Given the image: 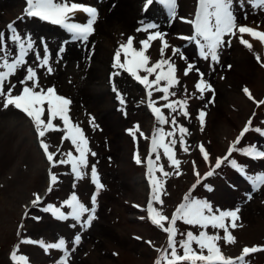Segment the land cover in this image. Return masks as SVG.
Returning <instances> with one entry per match:
<instances>
[{"label":"rangeland","instance_id":"obj_1","mask_svg":"<svg viewBox=\"0 0 264 264\" xmlns=\"http://www.w3.org/2000/svg\"><path fill=\"white\" fill-rule=\"evenodd\" d=\"M131 1L143 16L157 11L172 22H177L178 18L181 22L182 0H176L177 15L174 20L170 19L167 9L159 4H153L145 13L143 11L145 0ZM73 2L89 6L95 5L86 3V0H73ZM192 5L191 2V7ZM25 7L26 0H0V31L5 32L7 40V25L15 22L21 35L32 34L37 46L41 48V55H43V48L40 41L47 42L51 53L50 62L54 71L49 75L46 71L38 69L40 83L45 87L55 85L58 94L72 100L70 115L84 130L89 139L91 151L96 153L95 157L89 153L87 175L83 179L75 178L70 165H58L53 168L52 171L58 175L59 179L53 185V190L44 197L42 206L52 203L59 207L62 201L68 198L72 191H75L81 202L91 207V196L95 192V185L91 182L90 176L93 164L96 165L99 178L105 187L97 196L96 216L98 218L88 228L81 229L79 225L73 228L71 225L75 222L71 219L58 221L50 213H43L38 208H32L28 218H24V213L28 210L25 206L35 198L33 194L41 195L50 164L46 160L42 147L37 143L39 137L30 118L28 119L22 111L9 106V116L0 115V264H14L10 259V253L17 244H19L17 254L28 256L29 264H56L63 255L61 250L49 249L46 253L39 244L20 243V241L22 239L37 241L43 239L46 243H54L58 242L59 237H64L68 241L67 248L70 256L67 264H155L159 258L157 249L166 247L167 234L151 222L146 211L150 199V187L147 192L148 196L145 198L140 188L134 184V180L138 176H146L147 172L146 163L137 164L134 153L138 150L141 160H145L146 147L150 146V137L154 128L153 126L152 130L149 129L151 116L154 117V114L150 109L148 114L146 106L141 104L142 96L146 93L145 89L127 72L113 68L108 70L109 74L106 75V80L114 71H120L126 75L125 79L130 83L129 89L123 90L115 86L119 93L123 94L126 103L121 105L116 92L112 89L110 95L101 98L104 108L98 110L100 114H103V110H107V118L101 122V116L98 115L96 117L99 120H95L98 128L94 129L90 125L88 126L94 115L85 107V103L92 95L87 94L84 100L82 98L83 101H79L78 97L74 96L71 87L59 80V73L54 67L52 59V52L60 46L59 43L76 42L71 41L70 34L61 26L39 18L27 17ZM93 7L98 9L97 5ZM245 13H247L246 19ZM236 14L238 23L250 26L259 24L261 29L264 28V9H254L251 4L245 3L236 8ZM186 15L189 17L191 14ZM21 17H23L22 20ZM76 20L81 19L76 16ZM29 27L43 29L48 33V37L28 32ZM192 29V25L182 23L177 33L167 34L165 37L171 46L178 47L183 52L188 49V53L192 56L191 63L195 64L193 71L188 76H184L182 70L185 65L178 57H172L177 63V75L180 83L172 89L176 92V96L170 97V99L184 98V86H187V110L190 113V118L177 116V119L178 123L189 131L186 143L190 147L189 152L185 153L179 142L177 143L174 151L176 158L181 161L178 169L169 166V161L164 156L163 150L160 149L159 163L170 175L163 177L157 172L156 175L163 180L165 194L161 197L164 201L163 205L156 204L154 206L171 218L177 206L183 202V197L191 191L192 197L207 200L212 203L214 208L234 209L239 207L238 227L229 229L235 237V243L227 244L224 239L218 241L222 253L227 257L235 258L242 254V249L245 246L264 247V186H259L254 190L253 185L247 179L248 175L264 173V158H253L243 153L234 152L232 158L245 167V173H240L228 162H225L220 169L215 170L213 176L202 179L199 184H197L198 178L194 174V170L199 171L201 177L211 170L203 160L202 154L199 153L198 146L201 142L209 151L214 163L216 157L225 155L230 142L236 139L244 127V123L250 117L252 118L250 131L241 140L239 147L246 148L253 145L260 148V143L264 145V104L256 103L264 101V61L257 60L256 49L253 47L250 51L240 43L239 36H237L231 39L230 46H225L220 50L219 63L212 64L210 59L204 60L199 56V48L194 42L178 38V36L191 35ZM159 30L162 31L160 28ZM141 34L143 35L126 32L122 34L120 40L110 37L107 41L100 42V49L107 52L111 50L113 54L120 44L127 42L130 36L134 37V46L139 48V41L148 35L145 32ZM93 35L91 38L96 36ZM244 38L247 39L246 35ZM228 39L226 36L225 40ZM96 41H99L98 37L93 40L94 43ZM53 42L58 43L52 46ZM160 44L159 40L153 41L146 51L152 62L159 59ZM171 54L172 48L170 47L166 50V58ZM229 65H231L230 68ZM33 66L35 67V64ZM196 68L204 73L205 81L212 85L215 93L214 103H208L209 98L213 95L210 91L204 93V99L199 98L200 94L196 90L195 84L200 77ZM76 72L79 74V69ZM24 74L23 71H18L11 77L12 82H17ZM140 75H144V73L141 72ZM115 77L112 79L114 80ZM150 79H154V76ZM104 81L105 79L99 77L94 80V83L100 84ZM84 85H87L93 94L95 84L85 81ZM19 87L17 85L18 89ZM245 87L254 99H250L243 91ZM128 92L134 97L132 103L128 98ZM13 94H17L16 91ZM161 95L162 93L154 92L153 99L156 100ZM164 103L160 100L156 106L162 107ZM206 105L207 107H205ZM202 108L206 111L203 129L198 120V111ZM163 111L166 116H169L168 109L164 108ZM48 116L47 105H45L43 118L47 121ZM53 124L63 127L59 119L53 121ZM135 125L139 126V132H137L136 138H133L126 129H134ZM163 127L166 131L171 130L170 125ZM257 128L261 132L258 133ZM140 132H143L149 139L145 140L140 137ZM65 134L63 131L50 130L42 139L49 144V151L55 153ZM178 135L177 133V138ZM169 139L166 137L165 142ZM69 148L74 155H78L74 146L70 145V141L64 142L61 151H67ZM153 159H155L154 155ZM193 162H195V169ZM146 181H148L147 178ZM74 184L75 188H73ZM194 184L197 186L193 190ZM205 185H210L212 190H207ZM136 193L142 196L137 198ZM249 194H251L250 199L248 198ZM64 210L68 211L66 208ZM36 216L41 219L37 221L32 218ZM21 224L24 225L23 228L19 227ZM165 226L167 227L168 224L165 223ZM177 228V241L182 238L179 233L191 230L194 234H198L201 230L197 226H189L182 221L177 222ZM207 231L209 234H215L218 231L221 237L225 235L223 230H214L210 227ZM76 234L81 236V241L73 251L71 241ZM193 247L198 246L193 244ZM178 252L182 254V249H179V246ZM246 261L247 264H264V251L251 254L246 257Z\"/></svg>","mask_w":264,"mask_h":264},{"label":"snow or ice","instance_id":"obj_2","mask_svg":"<svg viewBox=\"0 0 264 264\" xmlns=\"http://www.w3.org/2000/svg\"><path fill=\"white\" fill-rule=\"evenodd\" d=\"M154 3L165 7L170 19H175L177 15L176 0H145L143 11L146 13ZM245 3L251 4L254 9H264V0H195L192 18L181 17L182 22L192 25L193 32L191 35L178 36V38L194 42L199 48V56L204 60L210 59L212 64H216L219 63L220 50L225 46H230L231 39L237 36H239L240 43L251 51L253 44L249 39L244 38L246 34L259 42L261 50L256 53V59L260 60L261 56H264V30H261L259 24L253 27L237 22L236 8ZM77 12L86 14L85 21L76 20ZM25 15L59 25L70 34L72 42H79L87 46L89 36L94 32V23L98 17V10L93 6H86L82 3L73 2V0H26ZM246 18L247 13H245ZM20 19L22 20L23 17ZM138 23L140 27L136 29V32H145L148 35L139 41V48L134 46V37L132 36L127 39L126 43L120 44L114 52L112 68L127 72L143 86L146 92L147 106L154 114L156 122L151 133L150 146L145 160H141L138 150L134 153L135 162L137 164L146 163L147 166L146 178L150 185V199L146 208L148 216L154 225L167 234L166 247L157 249L159 258L155 264H165V262L166 264H247L246 257L257 251H264V247L245 246L242 249V254L233 258L225 256L218 244L221 239H224L227 244L235 243V237L229 229L238 227L239 207L234 209L214 208L209 201L192 197L191 191L183 197V202L177 206L171 218L164 215L161 209L154 206L156 204L163 205L164 201L161 197L165 194L163 180L156 175L157 172L163 177L170 175L169 172L164 170L163 165L159 163L160 149L163 150L164 156L169 161V166L178 169L181 161L176 158L174 151L177 143L179 142L182 151L185 153L189 152L190 147L186 143V136L189 135V131L182 124H179L177 119V116H183L186 119L190 118V113L187 110V86H184V98L170 99V97L176 96V92L172 91V89L180 83L177 75V63L172 57H178L186 65L182 70L184 76H188L193 71L195 64L188 61L187 56L180 48L173 47L168 43L165 39L167 33L160 31V26L157 23L143 20L138 21ZM226 36L229 38L228 40H225ZM156 40L161 42L159 59L152 62L146 51L150 48L151 43ZM40 45L43 48V55H41V48L37 46L32 34L25 33L21 35L15 26V22L7 25V40L5 39V32L0 31V110H6L9 106H13L26 114L34 124L35 131L38 137L41 138L39 141L40 146L46 155L47 161L50 163L47 188L50 193L53 190V185L59 179L58 175L52 171V168L58 165H70L71 172L75 178L77 180L83 179L87 175L89 153L93 157L96 156V153L91 151L90 142L84 130L70 115L72 100L58 94L55 85L45 87L40 83L38 69L46 71L49 75L53 74L54 71L50 62L51 53L47 42L41 40ZM170 47L172 48V54L166 58V50ZM64 50V47L58 49L57 56L60 57ZM30 55L32 62H29ZM33 64H35V67ZM228 67L230 68L231 65ZM195 70L200 77L195 84V88L200 94L199 98L204 99V93L210 91L213 95L209 98L208 103H214L215 93L212 85L205 81L204 73L200 72L199 68ZM18 71H23L25 73L24 76L17 82H12L11 77L16 75ZM141 72L144 75H140ZM117 75H120V71L110 73V82H113L112 78ZM153 76L154 79H150ZM17 85L20 86L19 89ZM14 91L17 94H13ZM113 91L116 92L119 103L124 105L126 103L124 96L115 88L114 82ZM243 91L250 99H254L246 87ZM154 92L162 93V95L154 100ZM160 100L165 103L162 107H157L156 105ZM256 103L258 105L264 104V101ZM45 105H47L49 113L47 121L43 118ZM164 108L169 110V116L164 114ZM205 118L206 111L202 108L198 111V120L202 129L205 124ZM57 119L62 122V128L53 124V121ZM251 124L252 118L250 117L236 139L230 142L225 155L216 157L214 163L203 142L199 144V153L202 154L203 160L211 170L207 171L203 177H201L199 171L194 170V174L198 178L197 184L202 179L213 176L215 170L220 169L225 162H228L231 167L237 169L240 173H245V167L232 158L234 152L243 153L248 157L264 158V150H260L258 146L239 147L241 140L250 131ZM164 125H170L171 130L166 131L163 127ZM90 126L94 129L98 128L94 117L90 120ZM50 130L66 133L62 136L61 144L57 147L55 153L49 151V144L42 139L45 137L46 132ZM126 131L133 138H136L139 126L135 125L134 129H126ZM256 131L258 133L261 132L259 128ZM177 133L179 134L178 138ZM139 134L143 139H149L143 132ZM166 137L170 138L167 142H165ZM65 141H70V145L74 146L78 155H74L71 148L67 151H61ZM136 142L138 143V141ZM153 155L155 159H153ZM57 156L59 158H56ZM193 165L195 169V162H193ZM90 176L91 182L95 185V192L91 196V207L81 202L75 191H72L59 207L52 203L42 206V196L39 193H34L35 198L30 202V206H25L28 210L24 213V218H28L32 208H38L43 213H50L58 221L71 219L75 222L71 225L73 228L78 225L81 229L90 227L93 221L98 218L96 216L97 196L105 187L99 178L95 164L91 166ZM247 179L253 185L254 190L259 186H264V173L248 175ZM197 184L192 186L193 190ZM205 187L209 191L212 190L210 185H205ZM73 188H75V184ZM248 198H251V194H249ZM65 208L68 211H65ZM32 218L37 221L41 219L38 216ZM178 221H182L189 226H197L201 230L198 234H194L191 230L179 233L182 238L177 241ZM165 223L168 224L167 227ZM19 227L23 228L24 225L21 224ZM209 227L214 230H223L225 235L221 237L218 231L215 234H209L207 231ZM137 239L140 238L137 237ZM80 241L81 236L76 234L71 241L73 251ZM20 243L39 244L46 253L49 249L61 250L63 255L56 264H67L69 260L68 241L64 237H59L58 242L54 243H46L43 239L39 241L22 239ZM193 244L198 247L194 248ZM178 246L179 249H182V254H179ZM18 250L19 244L10 253V259L14 264H29L28 256L18 255Z\"/></svg>","mask_w":264,"mask_h":264},{"label":"bare ground","instance_id":"obj_3","mask_svg":"<svg viewBox=\"0 0 264 264\" xmlns=\"http://www.w3.org/2000/svg\"><path fill=\"white\" fill-rule=\"evenodd\" d=\"M86 1H87L86 3H94L98 7L97 9L98 17L94 23V32L89 36L87 46L79 42L76 43L69 42L68 44L61 42L59 43L60 46L54 52H52L53 55L52 59L54 62V67L59 73V80L62 81L66 86L71 87L74 96L78 97L79 101H81L82 98L84 100L87 94L92 95V97L89 98L85 103V107H87L88 110L91 111V113L94 115L95 120H99V118H97L96 116L100 115L101 122H103L107 118L108 113L107 110H103V114H100L98 112V110L104 108V105L101 103L102 102L101 98H105L107 95L111 94V91L113 89V82H114V86H118L120 89L123 90L125 89L128 90L130 87V83L128 82V80L125 79L127 77L123 73L117 75L112 83H110L109 81L110 78L107 77L106 80V75L109 74V72L107 71L108 70L110 71L112 69L114 52L112 54L111 50L109 52H107L106 50L101 51L100 42L101 41L105 42L110 37L120 40L122 34L126 32L133 33L134 35L137 34L143 35L141 33L144 32H139V33L136 32V29L140 27L138 21L141 20L157 23L160 26V29L169 35H173L174 33H177L179 31L178 29L180 28V25L184 22L181 21L182 22L181 23L180 18H178L177 22H172L171 20L163 17L162 14L158 13L157 11L150 12L148 15L143 16V14H141L135 8V5L132 3L131 0H86ZM191 2L193 3L192 5L193 9H191L192 8ZM194 4H195V0H182V8L180 9V11L183 15L181 17H187L186 14L188 13L192 14L195 9ZM76 16L81 19L79 20L80 22H83L86 19V14H83L81 12H77ZM261 30H264V28H262ZM28 32H34L39 35H44L46 38L48 37V33H46L43 29H36L33 27H29ZM93 34L96 36L94 38H91ZM97 37L99 41H96L94 43L93 40L96 39ZM246 38L249 39L250 42H252L254 49H256V52H259L261 50V46L259 42L255 41L251 37H248L247 35ZM57 43L58 42H53L52 46H55ZM61 47H64L65 50L62 52L60 57H58L57 50L60 49ZM184 53L187 56L188 61L192 62L191 61L192 56L190 53H188V49L185 50ZM261 59L264 61V56H261ZM29 61L32 62V57H30ZM182 63L184 64L183 61ZM78 69H79V74L76 72ZM99 77L105 79L106 82L104 81L100 84L94 83V80L98 79ZM85 81H90L91 84H95V87L93 88L94 89L93 94L91 93V91H89L87 85H84ZM128 98H130L131 100L130 103H132L134 97L129 92H128ZM141 104L146 106L147 112L149 114L146 93L142 96ZM110 113L111 112L109 111V114ZM15 114H17V112H15ZM0 115L6 117L9 116L8 108L6 110H0ZM154 121H155L154 117L151 116V125L149 127L150 130H152L154 126ZM245 124L246 122L244 123L243 126H245ZM89 125L90 124L88 123V126ZM39 141L40 138L39 140H37L38 144H40ZM259 145H261L259 149L264 150V145H262V143H260ZM147 148L149 149V146L146 147V154L148 151ZM49 169L50 167L48 168V174H47L48 176L44 184V188L41 190V196L43 199L49 193L47 191L48 180H49ZM145 177L146 176L144 175L138 176L134 180V184L140 188V190L144 194V197L147 198L148 196L147 192H149V189L147 187L148 183ZM135 196L139 198L142 195L136 193Z\"/></svg>","mask_w":264,"mask_h":264}]
</instances>
